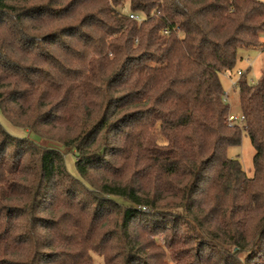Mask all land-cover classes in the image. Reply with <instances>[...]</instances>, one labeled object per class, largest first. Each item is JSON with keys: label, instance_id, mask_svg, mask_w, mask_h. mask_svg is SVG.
<instances>
[{"label": "trees", "instance_id": "1", "mask_svg": "<svg viewBox=\"0 0 264 264\" xmlns=\"http://www.w3.org/2000/svg\"><path fill=\"white\" fill-rule=\"evenodd\" d=\"M252 49L261 0H0V114L37 139L0 125V264H264V61L241 123L219 80Z\"/></svg>", "mask_w": 264, "mask_h": 264}, {"label": "rangeland", "instance_id": "2", "mask_svg": "<svg viewBox=\"0 0 264 264\" xmlns=\"http://www.w3.org/2000/svg\"><path fill=\"white\" fill-rule=\"evenodd\" d=\"M264 3V0H261ZM263 61L264 57L260 50L252 49V50H239L237 61L230 72L221 73L219 80L223 91L226 95V101L229 104L230 112L232 115H239V107H238V98H237V90L235 88V83L238 81L240 76L238 73L243 75V78L249 84H254L261 76V72L263 69ZM0 125L6 130L8 134L17 138H25V139H36L32 134L27 132L26 130L17 128L9 124L0 114ZM37 140V139H36ZM157 142L160 145L163 144V140L157 136ZM53 147H57L61 150L64 158V165L67 172L73 176L77 177L74 163L75 157L74 154L66 149H61L57 145H51ZM226 155L228 158L237 159L242 167L247 178H251L253 175V155L254 149L251 146L250 140L245 133L241 135L240 145L238 147H230L226 151ZM94 264L99 263V258L97 256H93Z\"/></svg>", "mask_w": 264, "mask_h": 264}, {"label": "built area", "instance_id": "3", "mask_svg": "<svg viewBox=\"0 0 264 264\" xmlns=\"http://www.w3.org/2000/svg\"><path fill=\"white\" fill-rule=\"evenodd\" d=\"M129 18L130 19H132V20H139V18L136 16V15H133V14H131V15H129ZM164 33H166L165 31H164ZM240 75V73H238V76ZM243 121V117L242 116H240V115H238V116H235V115H230L229 117H228V122H230V123H241Z\"/></svg>", "mask_w": 264, "mask_h": 264}]
</instances>
